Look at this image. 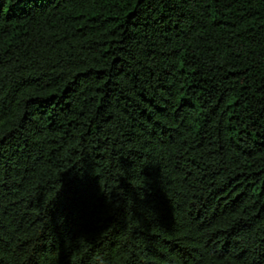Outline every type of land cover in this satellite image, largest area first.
Returning <instances> with one entry per match:
<instances>
[{"label": "trees", "instance_id": "1", "mask_svg": "<svg viewBox=\"0 0 264 264\" xmlns=\"http://www.w3.org/2000/svg\"><path fill=\"white\" fill-rule=\"evenodd\" d=\"M0 264H264V0H0Z\"/></svg>", "mask_w": 264, "mask_h": 264}]
</instances>
